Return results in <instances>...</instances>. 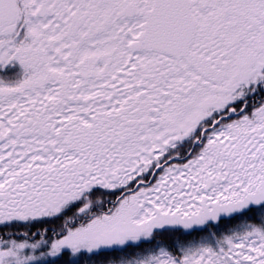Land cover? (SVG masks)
I'll use <instances>...</instances> for the list:
<instances>
[{
	"label": "snow or ice",
	"instance_id": "snow-or-ice-1",
	"mask_svg": "<svg viewBox=\"0 0 264 264\" xmlns=\"http://www.w3.org/2000/svg\"><path fill=\"white\" fill-rule=\"evenodd\" d=\"M0 264H264V0H0Z\"/></svg>",
	"mask_w": 264,
	"mask_h": 264
}]
</instances>
